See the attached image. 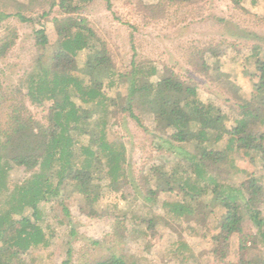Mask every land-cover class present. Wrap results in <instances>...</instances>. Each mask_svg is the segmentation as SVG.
Returning a JSON list of instances; mask_svg holds the SVG:
<instances>
[{"label":"rangeland","instance_id":"rangeland-1","mask_svg":"<svg viewBox=\"0 0 264 264\" xmlns=\"http://www.w3.org/2000/svg\"><path fill=\"white\" fill-rule=\"evenodd\" d=\"M59 1L8 0L4 3L5 0H0L1 9L6 4L3 10L12 15L0 24V37L9 32L17 33L14 47L0 60V133L5 131L13 106L17 105L24 106L25 115H31L34 120L47 126L45 116L49 105L37 107L31 101L27 94L28 78L38 74L39 67L48 64L50 44L56 41L53 20L85 19V24L103 41L111 58L112 67H102L97 78L106 96L114 97L117 102L116 108L110 107L115 114L106 117L104 131L107 142L122 143L126 148L127 183L122 184L117 193L109 190L108 180L102 177L104 159L100 155L101 164H92L90 179L86 184L90 189L89 197L81 196L76 187L64 184L54 199L40 204L38 225L48 236L49 245L39 246L28 255H23L24 264H61L68 250L72 264H86L112 253L129 264H191L189 260L195 257L192 253L199 257L202 264H237V235L229 241L226 258L218 262L212 254L213 250H217L212 240L203 241L200 232L197 235L191 233L186 220L175 218L172 212L166 217L171 230L181 234L177 238L179 241H169V229L162 225L152 231L146 230L143 220L148 211L153 210V213L164 216V203L184 202L182 194L163 191L165 181L153 177L150 168L159 166L163 172L174 170L181 176L187 170L185 160L188 152L198 154L201 149L195 140L175 145L167 143L165 138L169 130L154 115H140L138 125L126 113H122L121 108L126 107L131 76L118 80L117 75L129 73L134 62L145 68L153 66L157 70L154 76H148L145 70L142 78L149 79H140V83L155 82L170 73L191 80L197 85L199 99L213 104L223 113L224 127L229 129L235 126L236 120L242 118L245 111L254 112L258 104L252 95L259 84V69L264 73V1L253 4L245 0L237 6L231 0H173L167 6V15L160 14L164 11L147 10L149 6L159 4V0H68L62 7L58 5ZM16 13L36 17L39 23H22L14 17ZM72 24L70 19L68 26ZM39 27L43 28L42 31L35 33L40 30ZM207 46H211L219 56L218 60L208 55L204 58L205 64L211 66L209 76L218 75L214 80L187 64L189 57H198L194 51L206 50L209 48ZM41 54L45 56L39 60ZM92 58L90 50L77 53L76 65L79 69L73 74L81 76L86 62H91ZM109 69L116 74L113 85L109 83ZM250 100V108H240ZM75 103L88 108L77 100ZM261 111L264 117V107ZM246 120L247 131L256 136L262 135L264 143V122L250 116ZM89 124L82 133L84 135H79L77 140L81 146L95 148L99 135L95 116L89 119ZM196 125L191 123L190 130H196ZM226 140L227 136L224 135L222 141H210L207 147L222 150ZM77 155L75 161L79 164L84 157L79 153ZM229 157L233 161L228 166L232 165L235 169L229 168L231 171L228 175L222 176L226 183L238 187L249 176L260 178L264 183V173L259 170L257 156L252 162L245 158L243 151L232 152ZM215 172L219 174L221 170ZM26 178L28 174L20 167H12L7 172L4 185L0 182V208L5 201H9L8 198L15 196V189L20 188ZM56 181H52L53 186ZM148 190L155 191L154 199L144 202L142 197ZM95 195L97 200L92 202ZM211 196H203L192 206L204 204L207 209H214L217 202H213ZM87 212L92 215L87 216ZM22 213L30 214V210L25 209ZM205 225L210 231L203 230L202 234L211 238V234L217 232L214 221L209 218ZM243 225L246 232L252 235L257 232L248 220ZM183 239L189 244L180 242ZM257 252L254 254L261 253L264 260L263 248L258 247ZM190 254L192 257H189Z\"/></svg>","mask_w":264,"mask_h":264},{"label":"trees","instance_id":"trees-1","mask_svg":"<svg viewBox=\"0 0 264 264\" xmlns=\"http://www.w3.org/2000/svg\"><path fill=\"white\" fill-rule=\"evenodd\" d=\"M8 0H5L6 3ZM245 0H231L234 5H240ZM253 4L257 1L250 0ZM173 0H159V4L149 6L148 11L160 10L166 14L167 6ZM68 0H60L58 5L64 6ZM3 9L6 4H3ZM0 7V24L12 15ZM22 23L38 24L36 17H25L23 14H13ZM167 15V14H166ZM154 18H156L154 16ZM73 24L68 26V21ZM54 19L56 41L51 43L48 54V64L39 67V73L28 78L27 94L35 106L49 105L46 118L47 126L37 122L31 115H25L22 105L13 106L4 132L0 133V182L4 185L5 176L12 167H20L28 174V178L20 188L15 189V196L8 198L0 208V264H24L23 255H28L35 248L48 247L49 238L43 228L38 225L39 206L43 202L54 199L62 186L72 185L83 196H90L87 182L90 179L92 164H101L103 160V178L108 180L109 190L117 193L122 184L127 183L126 148L122 143H109L105 139V126L107 116L115 114L110 107L117 106L114 97L106 96L102 90L97 74L106 65L109 68L111 58L108 50L87 26L85 19ZM36 30L35 33L42 31ZM17 39V33L9 32L0 37V60L4 59L12 50ZM196 50L197 58H188L187 64L199 70L201 75L208 79L218 78L215 73L209 76L211 67L205 64V55L211 50ZM83 50L92 52V61L86 62L82 75L76 65L77 53ZM211 54V53H210ZM212 55V54H211ZM41 54L40 58H44ZM129 73L118 74V80L131 76L127 89L126 107L121 108L129 118L140 125V115L151 114L165 124L169 130L165 141L170 144H183L192 140L197 141L201 149L198 154L188 152L185 167L189 172L183 171L178 176L176 171L163 172L159 166L150 168L151 175L165 181L163 191L183 195L182 204L172 203L167 206L170 211L163 215L148 211L145 215L146 230H153L162 225L169 230L171 240H178L180 233L171 230L167 219L172 212L177 219L187 222V229L200 237L205 238L203 230L210 229L205 225L207 219H212L217 228V233L211 236L212 242L217 247L212 254L217 261L222 262L229 253V241L233 235L238 236L237 264H264L258 247L264 250V183L262 179L249 176L238 187L225 182L223 175L235 169L230 154L243 151L249 161L259 158V170L264 173V143L262 135L256 136L247 131L249 116L261 119L264 107V73L259 69V84L252 95L258 100L254 112H244V116L236 120V125L226 129L224 127L223 113L211 103L203 102L197 94V85L191 80H184L179 75L170 73L155 82L140 83L144 71L148 76L157 72L153 66L143 67L131 63ZM218 72V69L216 67ZM215 70V71H216ZM214 71V70H213ZM262 72V73H261ZM115 73L109 69L110 85L114 84ZM14 94V93H13ZM251 98V100L253 99ZM75 100L88 108L77 105ZM245 101L240 108H250L252 103ZM91 116V117H90ZM95 116L98 121L96 128L98 144L95 148L81 146L77 137L85 133L89 119ZM191 123H196V130H190ZM60 128H63L59 131ZM84 135V134H82ZM224 135L227 136L224 149L217 150L207 147L210 141L220 142ZM77 153L84 159L76 164ZM101 155V156H100ZM231 170H230V169ZM221 170L216 174L215 171ZM264 175V174H263ZM152 177V178H153ZM156 178V177H155ZM57 180V181H56ZM52 181H56L53 186ZM155 191L148 190L142 197L144 202L152 201ZM211 194L213 202L217 205L214 209L207 206L196 207L192 204L203 196ZM70 195V193L68 194ZM96 195L91 199L96 201ZM136 199V198H135ZM188 200V201H187ZM80 205L82 203L79 202ZM197 204V203H195ZM30 210L24 215L23 210ZM80 210L83 212V208ZM87 216L92 213L87 212ZM248 220L257 230L252 235L244 230V222ZM207 227V228H206ZM252 235V236H251ZM194 236V235H193ZM178 238V239H177ZM179 241V240H178ZM95 244V242L93 243ZM260 245V246H259ZM263 254V253H262ZM189 257H192L190 254ZM61 264H72L71 252H66V258ZM86 264H129L121 256L110 254L104 258L88 261Z\"/></svg>","mask_w":264,"mask_h":264},{"label":"crops","instance_id":"crops-1","mask_svg":"<svg viewBox=\"0 0 264 264\" xmlns=\"http://www.w3.org/2000/svg\"><path fill=\"white\" fill-rule=\"evenodd\" d=\"M264 1V0H263ZM258 2V1H257ZM256 2V3H257ZM255 4V3H254ZM255 49V51H257L258 49L255 47L254 48ZM212 50V49H211ZM212 55H211V54ZM208 56H210V58L211 59H219V56H217L216 54H215V52L212 50V51H209L208 52V54H207ZM217 60H215V61H217ZM207 65V64H206ZM209 67H211L210 65H208ZM218 67V66H217ZM172 203H175V201H172V202H168V203H164L163 204V208H165L166 209V212H168V211H170V207L169 206H167L168 204H172ZM182 203H183V201H182ZM167 216H170V212L168 213V215ZM182 219V218H181ZM133 220H135V219H133ZM187 223V222H186ZM169 231H167V237L169 238L168 240L169 241H172L171 240V238H170V236H169V233H168ZM217 233V232H216ZM211 235H215V234H211ZM234 236V235H233ZM201 239L204 241L205 239H210L209 237H208V235H206V237L205 238H202L201 237ZM231 239V238H230ZM211 240V239H210ZM182 241H185V239H183V240H181L180 242H182ZM186 242V241H185ZM186 243H188V242H186ZM189 244V243H188ZM193 254V256H195V257H193L191 260H189V262L191 263V264H202V263H200V260H199V257L197 256V255H195L194 253H192Z\"/></svg>","mask_w":264,"mask_h":264},{"label":"built area","instance_id":"built-area-1","mask_svg":"<svg viewBox=\"0 0 264 264\" xmlns=\"http://www.w3.org/2000/svg\"><path fill=\"white\" fill-rule=\"evenodd\" d=\"M228 1H230V0H228Z\"/></svg>","mask_w":264,"mask_h":264}]
</instances>
